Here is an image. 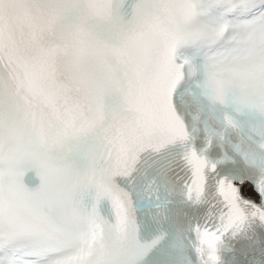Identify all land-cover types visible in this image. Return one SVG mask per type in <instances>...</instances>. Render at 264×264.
<instances>
[{
  "label": "snow or ice",
  "instance_id": "obj_1",
  "mask_svg": "<svg viewBox=\"0 0 264 264\" xmlns=\"http://www.w3.org/2000/svg\"><path fill=\"white\" fill-rule=\"evenodd\" d=\"M0 264H264V0H0Z\"/></svg>",
  "mask_w": 264,
  "mask_h": 264
}]
</instances>
